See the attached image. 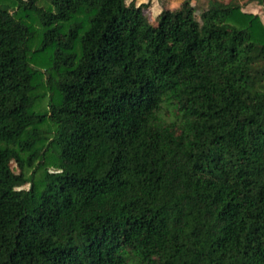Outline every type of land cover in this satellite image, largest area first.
<instances>
[{"label":"trees","instance_id":"obj_1","mask_svg":"<svg viewBox=\"0 0 264 264\" xmlns=\"http://www.w3.org/2000/svg\"><path fill=\"white\" fill-rule=\"evenodd\" d=\"M146 7L0 0V264H264V24Z\"/></svg>","mask_w":264,"mask_h":264},{"label":"rangeland","instance_id":"obj_2","mask_svg":"<svg viewBox=\"0 0 264 264\" xmlns=\"http://www.w3.org/2000/svg\"><path fill=\"white\" fill-rule=\"evenodd\" d=\"M131 0H124L127 4ZM135 4H147L144 8L143 14L146 16L147 20L151 24H156L158 21V13L163 9L173 10L180 7L184 0H133ZM222 3H236L239 4L242 10L256 13L261 22L264 24V0L263 3L257 2L256 0H216ZM190 4L193 6V13L197 20H199L200 13L204 9L207 0H189ZM264 85V82H262ZM13 169L14 166L11 164ZM16 170V169H15Z\"/></svg>","mask_w":264,"mask_h":264}]
</instances>
